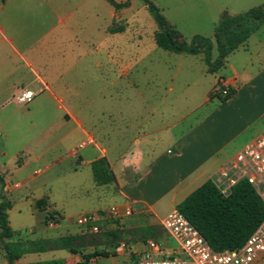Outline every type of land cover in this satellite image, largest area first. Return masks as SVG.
<instances>
[{
	"label": "crops",
	"instance_id": "crops-1",
	"mask_svg": "<svg viewBox=\"0 0 264 264\" xmlns=\"http://www.w3.org/2000/svg\"><path fill=\"white\" fill-rule=\"evenodd\" d=\"M200 1L204 14L218 17L212 21L213 27L225 16L264 3V0ZM106 2L108 5L103 0H0V83L1 66L20 59L32 67L35 77L18 92L36 87L37 93H47L48 98L59 97V93L68 97L66 105L60 103L63 124L68 125L60 140L66 142L73 164L82 167L76 168L67 179L69 187L98 185L93 162L105 156L116 174L122 196L131 200L125 204L133 209L131 215L144 218L150 211L157 213V207L164 202L168 204L167 215L199 186L213 179L238 151L264 134V22L214 72L208 70L202 54L191 57L195 54L174 52L177 57H163L139 51L142 54L131 56V103L134 99L135 104L131 115H125L84 103L79 97L84 94L81 87L85 83L79 76L67 74L61 83L56 74L43 76L33 68L40 54L54 55L56 49L70 44L85 47L84 51H76L75 65L83 59L86 64L88 54L96 55L95 63L100 67L105 62L120 63L121 44L114 39L120 32L109 30L119 20L120 12ZM214 31L215 28L213 36ZM179 76L187 86L184 91L176 89ZM219 80L232 89L226 100L216 91ZM136 92L144 98L142 104L138 105ZM37 108L43 110L45 106L38 104ZM11 120L0 110V136L4 135L0 137V172L5 178V185L0 186V202L1 194L11 200L8 216L17 233L21 230L13 226L11 215L20 216L24 209L44 211L39 208L40 199L47 202V207L52 204L45 188L53 183L49 173L55 164L57 140L53 123H47L32 140L17 150L10 149V143L16 144L11 139L13 130L9 133L7 127ZM121 122L125 129L122 132L117 131ZM36 164L42 166L34 168ZM129 171L131 178L122 176ZM39 182L44 190L35 194ZM110 222L105 223V232L111 230ZM140 246L138 242L132 250L141 253L146 248L139 249ZM121 252V246L114 247L107 256ZM0 258H5L3 264H8L1 242ZM252 264H264V252Z\"/></svg>",
	"mask_w": 264,
	"mask_h": 264
},
{
	"label": "rangeland",
	"instance_id": "rangeland-1",
	"mask_svg": "<svg viewBox=\"0 0 264 264\" xmlns=\"http://www.w3.org/2000/svg\"><path fill=\"white\" fill-rule=\"evenodd\" d=\"M151 1L179 30V39L190 41L195 34L213 37L215 27H213L212 21L217 20L218 17L204 14V8L199 5L202 1ZM103 3L108 5L106 0H103ZM212 11L215 12V9ZM119 12V20L114 22V26L123 27L124 31L115 35L114 39L119 40L121 44L120 63L108 64L105 62L100 67L95 63L96 55L88 54L86 64L84 59H80L82 61H78V64L75 65L76 51H84L85 47L75 48L70 44L64 48L56 49L57 53L54 55H50V52L40 54V58L33 68L43 76H50V73L56 74L61 83L67 74L77 75L85 83L81 87L84 94L79 97L84 103L86 102L94 108L111 109L131 115V108L135 104L134 99L131 103V56L147 51H151L152 56L168 57L172 55L177 57L178 54L157 45L155 33L159 30V26L144 0H130L129 6L120 8ZM88 48L91 50V47ZM217 51L215 47L213 49L215 57ZM201 54L204 57L203 53L191 55V57L201 56ZM203 65H205L204 62ZM74 67L75 69H73ZM1 71L3 79L0 83V91H3L0 92V104L3 103V106L0 107V110L8 118L12 117L7 127L9 133L11 129L13 130L10 133L11 139L16 141L15 145L10 143L12 147L10 149L17 150L19 146L32 140L47 123H53V131L57 140L54 148L55 164L52 165L49 173L53 183L45 188L49 203H52L51 206L47 207L45 201L39 205V208L44 211L24 209L20 216L13 214L10 217L13 226L21 230L11 239L16 243V249L22 254L16 261L17 263L81 264L85 261L83 255L87 254L95 255L92 259L99 264L123 263L133 260L140 253L141 250L137 252L132 250L134 244L139 242L141 245L139 249H144L147 239L152 237L166 242L168 252H171L173 247H178L177 241L161 224L160 219L166 215L168 210V204L165 202L157 207V213L150 211L144 218L138 217L137 214L130 215L125 217L124 224L109 220L111 221L109 223L112 227L111 230L106 232L103 230L96 234H82L76 223L80 213L107 209L115 205L123 207L131 200L122 196L116 181L107 186L85 184L83 187H69L67 179L72 176L76 168L81 170L82 167L73 164L68 157L66 142L60 140L68 128V125L63 124V110L60 103L66 105L68 97L59 93V97L48 98L47 93H37L36 87H32L37 95L27 104L20 103L15 98L18 90L28 80L35 77V72L32 67L25 65L20 59H16L15 64L2 65ZM165 72L169 73L168 70ZM182 80V76H179L175 83L177 90L184 91L187 87ZM101 91L103 95L100 94ZM136 97L138 105L142 104L144 98L139 97L137 92ZM57 98H62V101ZM38 104H43L45 108L37 111ZM122 124L121 122V128L117 131H125ZM124 133L127 136V132ZM0 137L3 138L4 135ZM25 151L26 148L21 153ZM41 166V164H36L34 168ZM122 176L131 178V172H123ZM37 188L39 190L35 191V194H42L44 185L39 182ZM16 202L19 203L20 199H17ZM48 213H54L52 216L55 220L51 224V218L47 220ZM58 223L59 225H57ZM131 235L133 239H131ZM110 245L115 248L121 246L123 254L107 256V254L113 253L114 247ZM95 251L104 254L96 255ZM4 260L5 258H0V264H3Z\"/></svg>",
	"mask_w": 264,
	"mask_h": 264
},
{
	"label": "trees",
	"instance_id": "trees-1",
	"mask_svg": "<svg viewBox=\"0 0 264 264\" xmlns=\"http://www.w3.org/2000/svg\"><path fill=\"white\" fill-rule=\"evenodd\" d=\"M107 1L116 9L127 7L130 4V0ZM144 2L159 26V30L155 33L157 45L174 52L203 53V59L210 72H214L222 66L226 57L243 44L251 33L264 22L263 3L245 12L225 16L215 26L213 37L195 34L190 41H186L179 39L178 31L169 23L161 9L153 1L144 0ZM109 30L121 32L124 28L111 26ZM215 45L218 55L213 58ZM228 98L229 96L224 97L225 100ZM93 174L98 185L117 180L116 174L105 156L93 162ZM4 185L5 178L0 172V186L3 188ZM1 197L0 242L6 250L8 264H20L16 261L22 254L16 249V243L11 240L16 234L8 216L12 202L4 194H1ZM42 202L45 200L40 199L38 204L41 205ZM177 208L202 233L210 246L217 251L233 250L242 246L264 219V201L256 187L245 178L233 186L232 192L228 196L221 193L213 179H209L180 202ZM50 215L51 213H48L47 220ZM95 254L104 253L95 251ZM94 256L91 254L83 255L86 261ZM26 264H46V262Z\"/></svg>",
	"mask_w": 264,
	"mask_h": 264
},
{
	"label": "built area",
	"instance_id": "built-area-1",
	"mask_svg": "<svg viewBox=\"0 0 264 264\" xmlns=\"http://www.w3.org/2000/svg\"><path fill=\"white\" fill-rule=\"evenodd\" d=\"M216 91L224 97L231 95V88L218 81ZM36 92L30 88L21 89L16 100L27 104L34 99ZM81 144L80 146H83ZM252 183L264 201V134L247 144L236 155L222 166L213 176V181L225 196L231 194L233 186L241 179ZM51 212V211H49ZM133 209L129 205H115L107 209L80 213L76 223L82 234H96L104 230L109 220L123 222ZM51 213L50 224L54 222ZM168 233L177 241L178 247L171 252L166 250L165 242L150 238L146 249L137 258L123 263L110 264H252L264 252V219L237 249L214 250L202 233L177 208L171 210L161 221ZM81 264H99L92 258Z\"/></svg>",
	"mask_w": 264,
	"mask_h": 264
}]
</instances>
